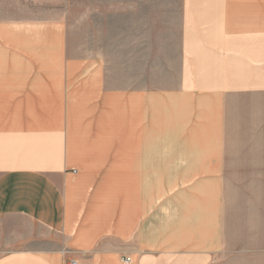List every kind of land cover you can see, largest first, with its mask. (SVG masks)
<instances>
[{"label": "crops", "instance_id": "crops-1", "mask_svg": "<svg viewBox=\"0 0 264 264\" xmlns=\"http://www.w3.org/2000/svg\"><path fill=\"white\" fill-rule=\"evenodd\" d=\"M7 6L0 264H223L225 129L231 113L264 121V0H168L165 17L136 16L151 59L136 51L118 74L71 49L59 4L23 17ZM258 148L251 177L264 183ZM259 247L250 263L264 264Z\"/></svg>", "mask_w": 264, "mask_h": 264}, {"label": "rangeland", "instance_id": "rangeland-1", "mask_svg": "<svg viewBox=\"0 0 264 264\" xmlns=\"http://www.w3.org/2000/svg\"><path fill=\"white\" fill-rule=\"evenodd\" d=\"M8 5V12L16 17L31 14H51L49 8L59 4V13L68 19L70 47L80 54L92 52L105 54L116 73L124 60L135 65L136 51L142 52L141 59L146 66L151 59L150 30L145 25H136V16L143 19L159 10L166 16L168 0H0ZM59 1V2H57ZM154 1V8L151 2ZM57 2V3H56ZM159 5V9L156 7ZM14 6V7H13ZM13 7V9H12ZM137 8V9H136ZM13 11H12V10ZM124 15L125 24L121 23ZM127 22V23H126ZM150 23V20H148ZM161 36V34H160ZM138 37V39H137ZM116 82L123 84L119 76ZM129 84L132 82L128 72ZM229 115L239 118L228 119L227 135L228 155L225 168V249L223 264L250 263L249 255H258L263 235L258 232V208L263 204L264 183L254 182L251 177L258 165L257 156L264 145V121L248 118L250 113L241 111ZM258 179V178H256ZM263 179V178H261ZM262 209V208H261ZM263 211H261L262 213ZM262 223V220H261Z\"/></svg>", "mask_w": 264, "mask_h": 264}, {"label": "built area", "instance_id": "built-area-1", "mask_svg": "<svg viewBox=\"0 0 264 264\" xmlns=\"http://www.w3.org/2000/svg\"><path fill=\"white\" fill-rule=\"evenodd\" d=\"M129 259V258H128ZM73 263H76L75 261H73Z\"/></svg>", "mask_w": 264, "mask_h": 264}]
</instances>
